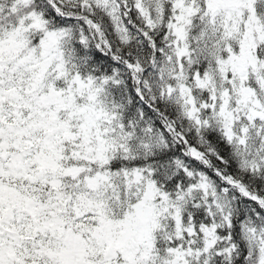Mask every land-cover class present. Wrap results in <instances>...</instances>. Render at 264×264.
<instances>
[{
  "label": "snow or ice",
  "instance_id": "snow-or-ice-1",
  "mask_svg": "<svg viewBox=\"0 0 264 264\" xmlns=\"http://www.w3.org/2000/svg\"><path fill=\"white\" fill-rule=\"evenodd\" d=\"M0 264H264V0H0Z\"/></svg>",
  "mask_w": 264,
  "mask_h": 264
}]
</instances>
